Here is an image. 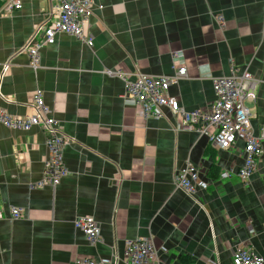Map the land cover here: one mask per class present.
I'll return each mask as SVG.
<instances>
[{
  "label": "crops",
  "instance_id": "1",
  "mask_svg": "<svg viewBox=\"0 0 264 264\" xmlns=\"http://www.w3.org/2000/svg\"><path fill=\"white\" fill-rule=\"evenodd\" d=\"M7 1L0 0V108L30 115L40 90L64 138L68 173L56 186H37L48 155L42 128L0 123V264H125L124 244L135 238H152L155 264H232L236 246L264 255V138L256 171L241 182L240 140L214 147L204 135L177 130L167 107L159 118H144L125 96L122 76L109 73L132 80L185 68L168 94L191 111L211 107L214 78L247 71L257 85L256 99L245 105L260 136L264 0H94L85 28L91 46L56 34L40 48L37 69L24 46L43 40L38 28L54 6L21 0L9 11ZM185 165L198 169L204 190L188 195L174 186ZM11 208L19 218L10 217ZM82 217L99 227L93 245L74 226Z\"/></svg>",
  "mask_w": 264,
  "mask_h": 264
},
{
  "label": "built area",
  "instance_id": "2",
  "mask_svg": "<svg viewBox=\"0 0 264 264\" xmlns=\"http://www.w3.org/2000/svg\"><path fill=\"white\" fill-rule=\"evenodd\" d=\"M54 6L55 15L48 16L39 26L42 41L31 38L24 46L33 69L39 67V51L44 44H53L55 35L68 34L76 39L85 41L91 46L86 38L85 28L93 14L94 0H50ZM21 7V0H8L4 9L17 10ZM103 6L99 5L101 9ZM220 29L224 28V20L217 17ZM5 65L4 67H6ZM122 76L124 81L125 96L130 99L139 109L144 118L161 117V108L167 107L174 119L177 130L195 131L207 137L212 146L228 149L237 140L243 143L244 161L237 170V176L241 182H247L257 169V159L262 153L261 139L264 138V126H261L260 136H255L250 123L251 113L245 105L247 101L256 99L255 88L257 79L249 72L231 73L229 76L216 77L212 81L215 99L208 110L195 109L186 111L176 96L168 94L169 87L179 79L186 76L185 68H177L172 76L136 74L131 80L120 71L110 72ZM30 115L16 117L0 108V123L9 129L28 130L32 126L42 128L45 134L44 144L48 155L43 162V179L37 186L49 184L56 186L61 177L66 175L67 169L62 161V148L64 138L54 125V119L50 115V109L44 104L42 92L36 90L30 102ZM228 173L220 174L221 178L228 177ZM176 187L188 195L198 190H204L206 183L199 177L196 167L187 165L186 168L177 170L174 174ZM19 210H10L12 218L18 217ZM5 214L0 207V219ZM85 218L84 226L74 222L81 230L90 244H94L99 237V227L91 217ZM78 218L76 220H79ZM75 220V221H76ZM94 229L96 237L91 233ZM90 238L94 239L93 241ZM155 245L152 238H135L127 241L126 250L131 255L126 264H149L147 255H152L151 264L157 260ZM232 264H264V255H258L243 246H236L232 252ZM90 259L75 260L74 264H96Z\"/></svg>",
  "mask_w": 264,
  "mask_h": 264
},
{
  "label": "bare ground",
  "instance_id": "3",
  "mask_svg": "<svg viewBox=\"0 0 264 264\" xmlns=\"http://www.w3.org/2000/svg\"><path fill=\"white\" fill-rule=\"evenodd\" d=\"M166 76V75H165ZM47 105V104H46ZM187 167V165H185L183 168H186ZM183 168H181V169H183ZM176 173V172H175ZM174 173V174H175ZM173 184H174V186L176 187V184H175V182H174V176H173ZM177 188V187H176ZM11 209H13V208H11ZM10 209V210H11ZM17 209V208H16ZM19 210V209H18ZM10 212V211H9ZM19 212H20V210H19ZM19 216H20V214H19ZM19 216L18 217H16V218H13V219H17V218H19ZM11 217V216H10ZM12 218V217H11ZM85 218H81V219H79V220H76L75 221V223L76 224H78V225H81V226H84V220ZM74 226L77 228V226L74 224ZM91 233L96 237L97 235L95 234V232H94V229H92L91 230ZM90 240H94V239H92V238H90ZM88 241V240H87ZM127 241H129V240H127ZM127 241L125 242V244H124V248H125V245H126V243H127ZM88 243H90V241H88ZM131 257V255L127 252V250H126V252H125V254L123 255V258H124V261H126L127 263H128V261H129V258ZM152 255H150V254H148L147 255V260H148V262H149V264H151V259H152ZM80 260H84V259H80ZM126 262H125V264H126ZM96 264H100V263H96Z\"/></svg>",
  "mask_w": 264,
  "mask_h": 264
},
{
  "label": "trees",
  "instance_id": "4",
  "mask_svg": "<svg viewBox=\"0 0 264 264\" xmlns=\"http://www.w3.org/2000/svg\"><path fill=\"white\" fill-rule=\"evenodd\" d=\"M182 261H183L184 263H186V262L188 261V259L182 258Z\"/></svg>",
  "mask_w": 264,
  "mask_h": 264
},
{
  "label": "rangeland",
  "instance_id": "5",
  "mask_svg": "<svg viewBox=\"0 0 264 264\" xmlns=\"http://www.w3.org/2000/svg\"><path fill=\"white\" fill-rule=\"evenodd\" d=\"M229 76V75H228Z\"/></svg>",
  "mask_w": 264,
  "mask_h": 264
}]
</instances>
